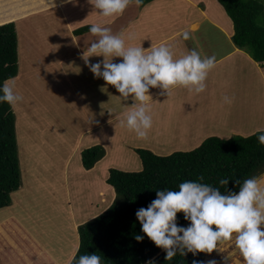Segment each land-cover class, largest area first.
<instances>
[{
    "label": "rangeland",
    "instance_id": "1",
    "mask_svg": "<svg viewBox=\"0 0 264 264\" xmlns=\"http://www.w3.org/2000/svg\"><path fill=\"white\" fill-rule=\"evenodd\" d=\"M20 3L21 6L25 7V10L18 12L17 15L22 17L28 13L29 15L17 22L15 21L21 55L19 66L21 75L16 79L14 78V80L16 84L15 91L22 95L23 99L28 101V104L24 101L26 104L25 109H21V102H19L15 108L12 107V110L16 116V136L22 183L19 191L12 194L11 205L0 210V224L10 218H15L13 215H17L18 218L22 219L24 227L35 235L36 241L43 251L34 253L29 249H23L6 252L0 264H69L72 259L71 254L66 256L60 253L62 250L60 244H68L70 246L68 250H72V247L76 245L79 248V228L87 226L103 213L117 208L123 201L122 196L106 182L110 169L126 172L139 171L141 161L133 152V149L148 148L157 154L168 155L165 153H169L168 148L170 147L171 150H180L176 148L177 142L180 143L185 137L180 136L182 132H170L172 137L169 138L176 141V145H164L165 140L159 134L161 133L160 130L166 132L161 125V118L165 114L150 112L152 127L149 130L148 138L146 140L137 138L135 132H131L120 125V119L124 115L123 112H127V105H130L132 100L129 98L128 104H124L126 101L118 98L120 94L113 86L106 85V82L105 87L102 86V78H98L96 81L91 80L89 86H92L99 102L96 107H99L100 104L105 105L106 127L99 134L104 143L101 144L98 141L97 144L101 145L102 156H100V159L103 160H100L101 163L98 164V168L96 167L97 171H94L95 168L88 173L82 166L81 154L84 150L93 146L85 148L78 146L76 149L79 155L77 153L73 154V148L75 149L76 146L75 136H71V141L66 142L58 139L57 137L61 133L50 121L54 119L61 120L65 126L72 125L76 132L85 127L86 123H95L90 118L82 120V116L87 112L86 108L82 107V104H78V101L73 97L75 91L66 84L64 78H54L59 84L60 94L55 97L53 90L52 94L58 106L63 107V113L66 112L67 115L56 114V118L51 119L48 114L41 112V108L31 115L35 103L36 107H40L48 99L50 77H52L48 65L51 59L58 57V52L54 53L47 43H40L34 49L32 46L33 29L47 24H39L33 21L42 18V16L34 17L41 15L38 14L39 12L36 15L32 14L38 10L35 0H20ZM3 13H10V10L2 11L0 9V15ZM9 15H12V13ZM35 35L38 36V33ZM32 52L43 60L44 65H42L41 59L33 56ZM62 53L67 52L62 51ZM39 54H42V57ZM237 79L239 82L244 80V78ZM78 81L81 82V80ZM253 82L251 79L248 80L249 84ZM259 83L256 82L255 84ZM245 91L249 92L247 81H242L241 86L240 84L237 85L235 90H229L230 97H234L231 107L227 110L231 116H221L222 121L219 125L225 132L216 130L217 134L232 133L230 136L247 137L261 130V128L250 129L255 126L253 122L257 123V112L255 110L260 107L259 105L253 106L250 103L249 98L245 97ZM262 91V88L254 85L253 99L255 102L260 101ZM77 92L87 94L89 103H94L93 101L96 100L92 99L93 97L90 96L92 91H89L88 88L84 91L79 88ZM159 111H161V108H159ZM25 113H29L31 116ZM245 116H248L249 119L243 118ZM118 117L119 119L116 121ZM202 127L211 133L214 125L210 116H207ZM88 133H91V131ZM192 134L193 139L197 141L202 137L206 138L205 134L200 132H192ZM197 134L202 137L200 138ZM94 138H96V135ZM189 138L190 136L187 139ZM70 143H73L74 146ZM190 146L182 148L193 149L196 147L190 148ZM105 161L107 163H104ZM80 164L86 173L81 172ZM100 183L104 185L103 192L99 191ZM69 204L73 205L71 216L68 212ZM262 230H264V226H262ZM219 248L220 250L208 254L204 264H208L210 260H215L217 264H243L242 257L238 250L234 249V246L225 243L220 245Z\"/></svg>",
    "mask_w": 264,
    "mask_h": 264
},
{
    "label": "crops",
    "instance_id": "2",
    "mask_svg": "<svg viewBox=\"0 0 264 264\" xmlns=\"http://www.w3.org/2000/svg\"><path fill=\"white\" fill-rule=\"evenodd\" d=\"M35 2L36 5L42 3L41 5L45 7H36L38 10L36 12L34 11L32 14L36 15V13L39 12L38 14L41 15H36L34 17L42 16V18L33 21L39 24L46 23L47 25H41L33 29L32 46L35 49L38 44L47 43L51 46L54 53L58 52V57L56 59H51L48 65L52 73L49 83L48 99L40 107H36L35 103L31 115L40 108L42 109L41 112L48 114V117L51 119L56 118V114L67 115L66 112L65 114L63 113V107L58 106L52 94V90L55 92V97L60 94L59 84H57L54 78H64L66 84L75 91L73 97L78 101V104H82V107L84 106L86 108L87 112L82 116V120L90 118L95 121V123H86L85 127L80 128V130L76 132L70 124L69 126H65L62 124L61 120H50L51 124L61 133L58 135V139L66 142L71 141V136H75L76 146L75 149L73 148V154L77 153V155H79L76 149L78 146L85 148L88 146H96L98 141H100L101 144L104 143L99 134L102 133L106 127L104 118L105 105L100 104L99 107H96V105H99L98 97L95 96L92 86H89L91 80L96 81L98 78L94 77L93 73L81 58L83 51H87L91 42L96 39L87 29L92 24H100L101 26L108 27L113 34H123L126 46L141 45L144 49H148L151 46L158 47L160 44L164 43L172 46L174 58H180L181 55L186 54L191 49L197 50L202 57L215 55L216 66L209 72L205 81L206 89L202 93H190L185 88L175 87L172 89L171 96H167L166 94L161 96L159 94L161 89H150V94L152 95V102L150 103L151 113L165 114L161 118V125L166 132L160 130L161 133L159 134L161 138L165 140L164 145H176V141L169 138L172 137L170 132L176 131L182 132L180 136L185 137L181 140V144L177 142L176 148L180 150L175 149L176 151L191 150L189 148H184L189 147L190 144V148L197 147L201 144L202 140L210 136L222 138L231 137L230 135L232 133L217 134L216 130L225 132L219 125L222 121L221 116H231L230 112L227 110L231 107L233 102L231 104L224 103L223 97L228 96L231 98L229 90H235V87L239 84L241 86L242 81H247L249 85V92L245 91V97L249 98L253 106L259 105L260 107L255 110V112H257V123L253 122L255 126L253 125V129H250H264V67L254 61L248 53L235 46L232 41V23L215 0H154L145 5H140L139 7L133 3L129 5L122 15L112 17L100 16V10L95 9L94 6L88 3V0H71V2H69V0H35ZM80 29H85L87 31L77 34L76 31ZM183 30L190 32L191 38L189 40H184L182 36L179 35ZM36 33H38V36L35 35ZM129 37L132 38L129 39ZM62 51L67 53H62ZM18 54L20 66V52ZM39 55L42 57V54ZM33 56H35V53H33ZM121 59L122 58H114L113 62L118 63ZM101 60H103L102 56L89 58L92 64ZM42 65H44L43 60ZM20 75L21 70L19 69L17 77H20ZM237 78H244V80L239 82ZM249 79H251L252 82L253 80L255 81L249 84ZM78 80H81V82ZM75 81L76 83H74ZM256 82L260 83L255 84ZM254 85L263 89L259 102H255L253 99ZM102 86L105 87L104 80ZM79 88L83 91L87 90V88L89 91H92L90 96L93 97L92 99H96L93 101L94 103L88 102L87 94L78 93L77 90ZM24 101L26 100L23 99L20 103L21 109H25L24 106L26 104ZM128 101L129 99L124 104H128ZM26 102L28 104V101ZM132 104L133 100L130 105H127L128 110L126 111L130 110ZM159 108H161V111H159ZM25 114L30 115L29 113ZM207 116L212 118V124L215 128L212 127L213 130L211 133L202 127V124L206 122ZM119 117L116 121H118ZM243 118L249 119L248 116ZM90 131L91 133H88ZM192 132L205 134L206 138L204 139V137L197 134L202 138L199 141L194 140L191 136L193 135ZM84 134L86 135L84 136ZM95 135L96 138H94ZM189 136L190 138L187 139ZM73 143L70 144L74 146ZM168 149L170 150L169 153L165 154L169 155L175 152V150H171V147ZM101 161L91 170H87V172L89 173L96 167L98 168V164L101 163ZM104 163H107V161ZM80 168L82 173H86L83 171L81 164ZM97 168L94 171H97ZM66 170L67 168L65 171ZM103 190L104 185L100 183L99 191L103 192ZM72 208L73 205L69 204L68 212L70 216L72 215ZM13 216H15L14 219H17L24 227L22 219L18 218L17 215ZM24 228L36 240L35 235L28 228ZM60 245L62 246L60 248L62 249L60 253L66 256L71 254V258L78 249V245L72 247V250H68V248H70L68 244Z\"/></svg>",
    "mask_w": 264,
    "mask_h": 264
},
{
    "label": "trees",
    "instance_id": "3",
    "mask_svg": "<svg viewBox=\"0 0 264 264\" xmlns=\"http://www.w3.org/2000/svg\"><path fill=\"white\" fill-rule=\"evenodd\" d=\"M154 0H142L141 5ZM232 23V41L264 67V0H215ZM38 8L45 7L41 4ZM3 8V9H2ZM0 9L10 13L0 15V88L9 78L19 73V41L16 29L18 20L27 17L17 15L24 11L20 0H0ZM17 18V19H16ZM261 22V23H259ZM88 31L90 29L87 28ZM87 30L80 29L77 34ZM3 93L0 92V95ZM233 135L229 138L210 136L197 147L188 151H175L160 155L148 148H135L140 159L139 171L126 172L110 169L107 184L123 198L121 204L111 211L96 217L93 222L79 228V248L69 264H75L81 255L101 257V264H204L208 254L179 252L170 261L165 260V251L141 230L136 212L156 199L157 190L178 191L184 181H194L219 188L222 194L239 191L235 180H244L264 174V145L257 137ZM101 145L83 151L82 166L91 170L101 160ZM203 177V180L199 178ZM220 179H229L228 185H220ZM21 169L16 136V116L12 107L0 102V210L12 202V193L21 187ZM178 226L188 227L190 221L177 213ZM215 229V226H213ZM143 236L137 242L135 236ZM29 249L34 253L43 251L36 240L14 218L0 224V263L6 252Z\"/></svg>",
    "mask_w": 264,
    "mask_h": 264
},
{
    "label": "clouds",
    "instance_id": "4",
    "mask_svg": "<svg viewBox=\"0 0 264 264\" xmlns=\"http://www.w3.org/2000/svg\"><path fill=\"white\" fill-rule=\"evenodd\" d=\"M71 2V0H69ZM100 10L99 15L112 17L122 15L131 4L139 7L142 0H88ZM89 32L96 37L82 59L95 78H102L106 85L113 86L120 94L118 98L133 100L130 110L120 119L121 127L135 132L137 138L146 140L152 127L150 89H161L160 95H172V89L182 87L190 93H202L206 89L209 72L216 66V57L201 56L191 49L180 58H174L172 46L160 44L144 49L127 45L123 34H113L108 27L92 24ZM184 40L191 38L190 32L179 33ZM132 37H129L131 39ZM103 57L92 64L90 57ZM114 58H122L113 62ZM14 78L3 83L0 102L15 108L23 96L15 91ZM228 96L223 102L231 104ZM264 133V129L258 130ZM255 134V133H254ZM258 142L264 145V134ZM203 180V177L199 178ZM229 179H220V185H228ZM239 191L222 194L219 188L194 181H184L178 191L157 190L147 208H140L136 218L141 230L155 244L165 251V260H172L177 253L185 256L192 253L211 254L220 250L225 243L234 246L242 257L243 264H264V174L241 182L236 179ZM182 212L184 219L190 221L188 227L178 226L177 213ZM215 226V229L213 228ZM143 236H135L137 242ZM75 264H101V257L95 253L73 257ZM147 264H155L147 261ZM193 264H197L193 261ZM208 264H217L210 260Z\"/></svg>",
    "mask_w": 264,
    "mask_h": 264
}]
</instances>
